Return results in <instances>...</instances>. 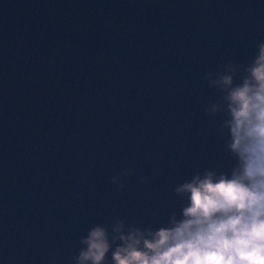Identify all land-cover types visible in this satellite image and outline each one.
Here are the masks:
<instances>
[{
	"label": "water",
	"instance_id": "1",
	"mask_svg": "<svg viewBox=\"0 0 264 264\" xmlns=\"http://www.w3.org/2000/svg\"><path fill=\"white\" fill-rule=\"evenodd\" d=\"M260 40L264 0H0V264L179 212L176 184L231 166L203 77Z\"/></svg>",
	"mask_w": 264,
	"mask_h": 264
},
{
	"label": "clouds",
	"instance_id": "2",
	"mask_svg": "<svg viewBox=\"0 0 264 264\" xmlns=\"http://www.w3.org/2000/svg\"><path fill=\"white\" fill-rule=\"evenodd\" d=\"M203 79L215 95L204 112L219 116L231 166L205 167L176 184L179 212L159 225L120 216L94 223L74 264H264V40L248 62L228 61ZM132 171L110 178L119 191Z\"/></svg>",
	"mask_w": 264,
	"mask_h": 264
}]
</instances>
